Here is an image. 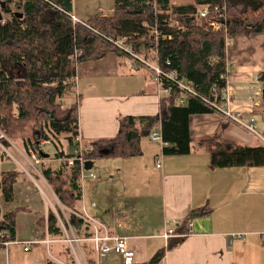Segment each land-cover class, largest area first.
<instances>
[{
	"label": "crops",
	"instance_id": "0c3cea01",
	"mask_svg": "<svg viewBox=\"0 0 264 264\" xmlns=\"http://www.w3.org/2000/svg\"><path fill=\"white\" fill-rule=\"evenodd\" d=\"M179 1L171 0L182 5ZM187 1L185 4L193 0ZM72 3L70 8L83 21L110 15L115 9L114 0ZM226 60L229 63L226 93L230 101L225 102V107L239 111L236 114L243 122H254L264 132V31L232 38L226 48ZM9 70L16 72L18 66L11 65ZM259 75H263L260 83ZM168 93L148 70L129 69L126 56L118 51L101 59L77 62L72 97L78 105V137L84 145L114 138L120 119L129 115L136 118L137 127H145L147 118L160 113L161 99ZM183 100L182 94L178 103ZM191 133L193 149L189 154L165 155L163 145L146 135L141 138L139 155L86 160L81 200L78 212L74 213L90 217L102 234L127 237L136 264H145L161 250L164 256L158 264H264V166L215 168L209 153L196 147L197 139L216 134L235 144L260 143L246 129L216 112L192 115ZM75 147L69 145L68 149L73 153ZM8 153L10 159L1 163V171L20 167L23 172L14 185V200L6 202L0 197L3 214L17 210L16 239L8 247H0V264H48L49 259L69 264L65 250L71 246L66 236L73 228L65 227L59 215L69 225V209L59 201L40 168L27 160L45 181L54 201L45 186L29 170L21 168L19 154L18 159L13 156L17 154ZM159 161L161 167H157ZM50 208L62 223L64 238L49 236L47 229L39 225L42 217L47 225ZM200 208L209 212L197 214L195 210ZM174 219L180 224L190 219L193 231L178 245L169 247L177 238L165 240L161 234L165 222ZM181 226L180 230L185 232ZM73 233L78 237L74 230ZM82 239L85 240L80 241L79 249L89 264L82 243L90 240ZM31 241L30 250L25 251V243ZM94 250L96 264H124L115 251L99 256Z\"/></svg>",
	"mask_w": 264,
	"mask_h": 264
},
{
	"label": "trees",
	"instance_id": "16d2710c",
	"mask_svg": "<svg viewBox=\"0 0 264 264\" xmlns=\"http://www.w3.org/2000/svg\"><path fill=\"white\" fill-rule=\"evenodd\" d=\"M1 9L5 17H12L7 23H0V131L4 135L1 144L10 151L11 142H22L24 150L33 149L43 159L40 173L47 181L63 206L69 209L68 220L79 238H91L92 226L74 212H78L81 200L80 169L75 163H63L54 171L43 155V142L54 137L56 147L54 158L69 157L65 145L76 146L79 135L78 105L64 103L70 93L75 92L77 62L97 60L112 51L111 43L88 28L73 25L68 16L52 10L38 0H4ZM114 12L97 16L87 22L100 34L112 37L127 36L134 45H144L148 51L157 49L161 67L174 71L180 78L192 84L201 96L221 102L226 79L221 76L226 70V39L239 35H250L264 31V0H193L191 3L176 5L171 0H114ZM69 10L70 0H61ZM226 7V19L217 31L212 30L198 11L209 8V18L222 20L213 10L215 6ZM17 12H22L19 17ZM158 28L165 37L158 42L151 31ZM106 36V35H105ZM76 51L80 52L75 59ZM18 66L21 73L15 77L9 66ZM169 93L161 99L160 113L147 118L148 124L139 128L134 116L120 119L119 131L114 138L97 139L88 144L84 157L95 160L107 157L129 158L142 153L141 138L150 135L159 124L164 141L165 155L189 154L193 137L191 116L197 113L213 112L199 98L182 97L176 85L164 80ZM196 147L209 153L210 163L215 168L264 166V147L235 144L220 134L196 140ZM10 159L9 154L0 151V165ZM22 170L1 171L0 197L6 202L14 200V185ZM36 177V176H35ZM38 179V177H36ZM206 214L207 208L195 210ZM59 213V211H58ZM17 210L2 213L0 207V247L6 240L16 239ZM65 227L69 226L59 213ZM185 228V232L180 230ZM177 225L176 232L185 234L186 224ZM39 225L51 237L64 238L62 223L50 208ZM47 226V227H46ZM46 234L42 235L44 238ZM169 247L178 245L185 237ZM83 253L89 264H96L94 243L84 241ZM65 258L69 264L76 259L68 246ZM164 256L161 250L145 264H158ZM48 264H61L49 259Z\"/></svg>",
	"mask_w": 264,
	"mask_h": 264
},
{
	"label": "built area",
	"instance_id": "2783aa9c",
	"mask_svg": "<svg viewBox=\"0 0 264 264\" xmlns=\"http://www.w3.org/2000/svg\"><path fill=\"white\" fill-rule=\"evenodd\" d=\"M42 3H46L52 10L64 13L66 16L69 17L73 29H75L77 26H83L85 28L90 29L95 33L96 35H100L102 38L106 39L108 42H110L113 47L120 53L124 54L127 58V65L128 68L131 70H137V69H145L152 73L154 80L164 87V80L167 81L170 84H174L177 86V88L181 91L183 96L185 97H192L201 98L205 104L213 110V112L219 113L220 115H223L225 118L233 121L234 123H237L244 129H246L249 133H251L260 143L261 146L264 147V132L259 131L258 127L254 122L251 123H245L243 122L238 113L239 111H234L232 109L227 110L228 108L225 107V102L230 101L229 94L226 93L227 87L229 85L228 81V75H229V63L226 60V70L225 73L221 76L223 79H226V89L225 93L223 95L222 101L217 102L215 100L210 99L206 96H201L195 89V87L192 84H189L186 82L185 79L180 78L174 71H166L161 67L160 64V57L157 49H152L151 51H148L144 45H134L131 42L128 41L127 36H119V37H107L104 34H100L97 30H94L91 28V26L79 19L72 8L67 10L62 3L61 0H38ZM71 3L73 0H70ZM73 4V3H72ZM216 14H218L222 20H212L209 18L210 10L207 7H204L198 11V14L200 18L205 19L208 23V26L214 30L217 31L223 26V21L226 19V7L219 8V6H215L213 10ZM12 17H5L2 14V18L0 19L1 24L7 23L8 20H11ZM151 36L155 39L156 42L159 41L160 38H164L165 35L161 34V32L158 30V28H154L151 31ZM230 41L226 39V44L228 45ZM80 52L76 51L74 57L75 59L78 57ZM77 64V60H76ZM76 78V76H75ZM263 79V75H259L258 83ZM165 91L169 92V89L164 87ZM181 103L184 102L180 101ZM4 137V135L0 131V139ZM150 139L153 141H158L163 145V148L167 143L164 141L162 132H161V125L158 127L157 130L152 132L150 134ZM54 141V137L50 136L48 140L44 141L43 143L51 144ZM77 145L74 148L73 155L69 157H58V158H52L49 159V162L52 165V169L54 171H58L61 169V166L63 163H68V165L77 164L80 169V181H81V187L83 188V179L85 175V162L86 159L84 157L85 150H87V146L84 145L81 141V138L77 137L76 139ZM5 150L8 152V150L1 144L0 142V149ZM29 155L32 157L31 162H35L36 164H41L43 162V159H41L38 154L33 150L29 149ZM157 167H161L160 161ZM26 170V169H24ZM40 175V174H39ZM91 177H95L94 173H90ZM82 192V190H81ZM82 216V215H80ZM83 217V216H82ZM87 222H89L92 227L94 234L91 238L87 239L94 243V247L96 251L98 252L99 256H104L111 251H115L116 253L120 254L123 259L124 264H136L135 262V253L132 251L128 246V238L127 237H121L117 235H111L108 233H101V230L99 227H97L90 217L87 215L83 217ZM187 227V232L185 234H179L176 232L177 225L180 224V221L177 220H167L165 222V229L164 232L161 234V237H163L165 240H168L172 237H179L184 235H189L193 231L192 222L190 219H186L184 221ZM69 227L71 228L70 224ZM71 234L67 233L66 241L70 244L73 253L75 255V258L77 260L78 264H87V262L83 259V256L81 255L80 249H79V243L82 240V238H78L74 235L73 230L70 229ZM14 240H6L3 242L4 247H8ZM31 242L25 243L24 250L29 251L31 248Z\"/></svg>",
	"mask_w": 264,
	"mask_h": 264
},
{
	"label": "rangeland",
	"instance_id": "374dc122",
	"mask_svg": "<svg viewBox=\"0 0 264 264\" xmlns=\"http://www.w3.org/2000/svg\"><path fill=\"white\" fill-rule=\"evenodd\" d=\"M179 2H181V3H179V4H185V3H187L188 1L187 0H180ZM107 37H112V36H109L108 34H105ZM119 37V36H118ZM116 38V37H115ZM110 43V42H109ZM11 72H12V74L15 76V77H17L19 74H20V71H19V68H18V70L15 72L14 70L12 71L11 70ZM17 72H19V73H17ZM75 101V97H72V93H70V96H68V97H66V99L64 100V103L65 104H70V103H72V102H74ZM2 133V132H1ZM11 144H12V148H11V150H10V152L11 153H15V154H17V155H13V154H11V155H13V156H15L16 158H18L19 159V157H21L20 158V161H21V168L24 170V169H27V170H29L30 172H31V174H33L34 176H36V177H38V183L40 184V185H43V186H45V189H47V191H49V194L48 195H50V197H51V201H54V197H53V194H51L50 193V189L46 186V183H45V181L43 180V178H41L40 177V175H39V173L37 172V169H35V167L34 166H36V168H40V164H36L35 162H33L34 163V166H32L31 165V163L29 164V162H27V160L29 161H33L32 160V157L28 154V153H26L23 149H22V142H17V143H15V142H11ZM67 147V148H66ZM66 147H65V150H66V152L67 153H71L70 152V149H68V147H69V145H66ZM43 149L45 150V151H47V153L48 154H50V156H53L54 154H55V146H54V144H52V145H43ZM3 150V148L2 149H0V151H2ZM5 151V150H4ZM8 153V152H7ZM9 154V153H8ZM18 154H19V157H18ZM25 160V161H24ZM105 160H106V158H105ZM39 166V167H38ZM20 168V167H19ZM53 203V202H52Z\"/></svg>",
	"mask_w": 264,
	"mask_h": 264
},
{
	"label": "water",
	"instance_id": "95a60500",
	"mask_svg": "<svg viewBox=\"0 0 264 264\" xmlns=\"http://www.w3.org/2000/svg\"><path fill=\"white\" fill-rule=\"evenodd\" d=\"M5 7H6V1L0 0V19L2 18V11H1V9H3ZM17 14H18L19 17H22L23 16V13L22 12H17ZM44 157H48V155L45 154Z\"/></svg>",
	"mask_w": 264,
	"mask_h": 264
}]
</instances>
